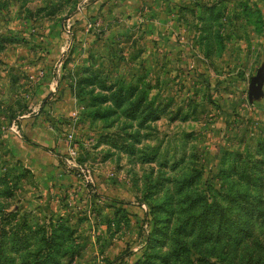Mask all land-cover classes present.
<instances>
[{"label": "rangeland", "instance_id": "374dc122", "mask_svg": "<svg viewBox=\"0 0 264 264\" xmlns=\"http://www.w3.org/2000/svg\"><path fill=\"white\" fill-rule=\"evenodd\" d=\"M259 71L264 0H0V226L67 227L62 264H188L190 202L245 188L222 179L238 158L264 176ZM180 238L194 264L223 262ZM258 256L264 224L232 261Z\"/></svg>", "mask_w": 264, "mask_h": 264}, {"label": "trees", "instance_id": "16d2710c", "mask_svg": "<svg viewBox=\"0 0 264 264\" xmlns=\"http://www.w3.org/2000/svg\"><path fill=\"white\" fill-rule=\"evenodd\" d=\"M134 90L136 88H126L125 99L132 97ZM259 149V151L262 150L261 146ZM261 161L258 158L245 160L241 157L236 159L231 168L222 169L224 181L227 179L230 181L233 175H238L245 186V188L224 192L226 205L220 202L208 204L202 199L190 202L191 212L180 223L178 226L180 230L174 237L176 246L173 249V255L175 257L185 259L184 261L188 264H194L190 259L186 243L180 238V235H184L192 237L196 246L203 242L223 246L224 252L219 251L222 256L218 255L222 263L211 261L210 256L203 255L198 259L200 262L196 264H236L232 258L236 257L238 250L252 238L257 225L264 224V197L260 194L264 189ZM195 181L196 178L190 180L185 186H192ZM7 194L11 195V192ZM2 217L0 215V219ZM60 229L63 232L57 233L54 230V234L47 236L44 231L33 230L32 227L28 228V232H20L18 228L7 230L0 226V264H11L13 258L8 255V252L20 255L24 252L32 253L35 257L28 264H62V257L67 251L60 249L59 246L70 231L64 226H60ZM33 246H35L34 250H30ZM226 251H232L230 255L233 257ZM135 264H146V262L138 260ZM248 264H264V256H258L255 260L251 258Z\"/></svg>", "mask_w": 264, "mask_h": 264}, {"label": "water", "instance_id": "95a60500", "mask_svg": "<svg viewBox=\"0 0 264 264\" xmlns=\"http://www.w3.org/2000/svg\"><path fill=\"white\" fill-rule=\"evenodd\" d=\"M263 80H264V72L259 71L258 74L254 76L251 80L250 89H249L250 95L257 96L259 94V89H260L259 85L262 83Z\"/></svg>", "mask_w": 264, "mask_h": 264}, {"label": "crops", "instance_id": "0c3cea01", "mask_svg": "<svg viewBox=\"0 0 264 264\" xmlns=\"http://www.w3.org/2000/svg\"><path fill=\"white\" fill-rule=\"evenodd\" d=\"M30 142L32 143V145H36V144H35L36 142H32V141H30ZM36 147H38V146H36Z\"/></svg>", "mask_w": 264, "mask_h": 264}]
</instances>
